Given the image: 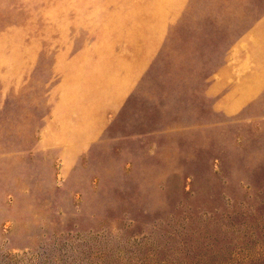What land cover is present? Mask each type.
<instances>
[{"label": "rangeland", "instance_id": "374dc122", "mask_svg": "<svg viewBox=\"0 0 264 264\" xmlns=\"http://www.w3.org/2000/svg\"><path fill=\"white\" fill-rule=\"evenodd\" d=\"M263 17L0 0V264H264V85L217 72Z\"/></svg>", "mask_w": 264, "mask_h": 264}, {"label": "crops", "instance_id": "0c3cea01", "mask_svg": "<svg viewBox=\"0 0 264 264\" xmlns=\"http://www.w3.org/2000/svg\"><path fill=\"white\" fill-rule=\"evenodd\" d=\"M220 24L222 26V20L219 22L216 21V26ZM252 29L249 28V33L244 37L245 38V43L242 42L240 43V39L237 41H233L232 46H231V51L230 54L228 55V59L226 61V65H222V68H218L217 72H222L226 74L227 69H232L235 66V64L240 63V52L243 53H249L247 54V62L249 65V62L252 64L250 65V70L252 69V74L250 76L249 82H252L253 84L246 86V88L250 89H255L258 87H262L264 85V17L258 20L255 24L252 25ZM217 28V27H216ZM163 38V37H162ZM162 38L159 37L158 39V47L160 46L162 42ZM151 46H149L150 49ZM243 48L245 50L240 51V49ZM145 53V52H144ZM144 55V54H143ZM140 59V58H139ZM139 59L136 60V62L132 63L129 62L127 66L126 63H123L122 65H125L126 68H130L131 66L135 67V69L130 72L128 75L127 79L128 81H132L133 77L136 76L141 69L145 66V63L147 62L145 56H143L140 61ZM136 63V64H135ZM224 63V62H223ZM231 66H228V65ZM223 74V76L225 75ZM131 78V79H130ZM128 81H127V87L125 90H123V93H125L130 87L128 86ZM246 82V83H249ZM110 98L115 97L116 95L112 94L111 92L108 93ZM114 99V98H113Z\"/></svg>", "mask_w": 264, "mask_h": 264}]
</instances>
